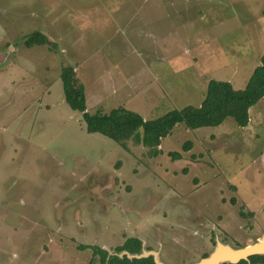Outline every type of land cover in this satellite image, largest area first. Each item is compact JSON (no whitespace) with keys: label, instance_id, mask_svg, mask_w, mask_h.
Listing matches in <instances>:
<instances>
[{"label":"rangeland","instance_id":"374dc122","mask_svg":"<svg viewBox=\"0 0 264 264\" xmlns=\"http://www.w3.org/2000/svg\"><path fill=\"white\" fill-rule=\"evenodd\" d=\"M36 30L54 46H25ZM9 45L0 264H98L78 246L116 251L130 237L165 264H192L215 235L233 246L264 239V95L245 126L176 123L154 156L87 132L59 77L75 67L90 113L122 105L153 119L197 106L209 79L243 88L259 64L264 0H0V52Z\"/></svg>","mask_w":264,"mask_h":264},{"label":"trees","instance_id":"16d2710c","mask_svg":"<svg viewBox=\"0 0 264 264\" xmlns=\"http://www.w3.org/2000/svg\"><path fill=\"white\" fill-rule=\"evenodd\" d=\"M45 43L50 44V47L54 46V43L40 30L31 32L24 38L25 46ZM74 68L70 64L63 66L59 77L63 98L71 109L81 113L85 130L89 133L98 132L107 136L123 148H126V142L132 139L134 143L148 147L149 152L154 156L161 153L160 140L170 133L176 123H183L185 127L193 129L201 126H216L225 118L230 117L236 125L245 126L249 118L248 109L264 95L263 53L259 64L251 71L243 88L236 89L229 81L211 78L207 81L204 96L197 106L187 104L180 108L170 109L153 119H144L137 112L122 105L113 107L108 112L98 110L90 113L85 105L83 84L78 81ZM190 146L191 142L188 140L182 148L187 150ZM168 153L174 158L180 157L177 151ZM78 248H92L93 254L100 256L98 264L105 262L107 251L103 248L87 244H81ZM140 248V239L130 237L115 250L127 249L130 252H139ZM259 262L264 264V255L256 254L249 257V264ZM107 264H154V262L151 257L129 260L125 256L119 258L112 255ZM223 264L230 263L224 262ZM236 264H246V261L241 260Z\"/></svg>","mask_w":264,"mask_h":264},{"label":"water","instance_id":"95a60500","mask_svg":"<svg viewBox=\"0 0 264 264\" xmlns=\"http://www.w3.org/2000/svg\"><path fill=\"white\" fill-rule=\"evenodd\" d=\"M12 49L9 45L7 49L0 52V64L5 59L8 50ZM141 241V240H140ZM107 251L106 259L103 264H107L110 256L115 255L119 258L125 256L129 260L135 258L151 257L154 264H165L159 257L158 250L145 249L144 241H141V248L139 252H130L126 249L119 251ZM264 255V239H258L257 241L242 246H232L227 242H222L217 235H215L213 248L205 255L194 261L192 264H220L221 262H227L230 264H236L241 260L249 261V257L252 255Z\"/></svg>","mask_w":264,"mask_h":264},{"label":"flooded vegetation","instance_id":"af4514ba","mask_svg":"<svg viewBox=\"0 0 264 264\" xmlns=\"http://www.w3.org/2000/svg\"><path fill=\"white\" fill-rule=\"evenodd\" d=\"M214 246V245H213ZM233 246V245H232ZM222 263H224V262H221L220 264H222ZM246 264H249V261H246Z\"/></svg>","mask_w":264,"mask_h":264},{"label":"bare ground","instance_id":"6f19581e","mask_svg":"<svg viewBox=\"0 0 264 264\" xmlns=\"http://www.w3.org/2000/svg\"><path fill=\"white\" fill-rule=\"evenodd\" d=\"M262 239V238H261Z\"/></svg>","mask_w":264,"mask_h":264}]
</instances>
